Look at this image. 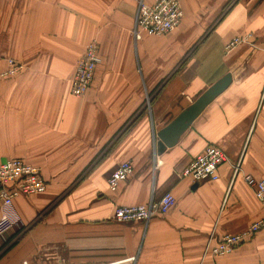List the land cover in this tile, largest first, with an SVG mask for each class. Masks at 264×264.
Listing matches in <instances>:
<instances>
[{"label": "crops", "instance_id": "0c3cea01", "mask_svg": "<svg viewBox=\"0 0 264 264\" xmlns=\"http://www.w3.org/2000/svg\"><path fill=\"white\" fill-rule=\"evenodd\" d=\"M140 1L0 0V73L7 59L23 66L0 83V163L37 166L48 185L15 201L0 264H264V228L230 254H206L211 238L264 219L232 168L264 177V0H182L173 33L136 41ZM246 35L251 44L226 51ZM92 41L101 64L76 98L71 80ZM228 74V88L159 154L156 134ZM209 146L229 159L219 180L182 179ZM127 161L133 175L111 192L112 171ZM167 193L177 203L163 217L112 220L118 207Z\"/></svg>", "mask_w": 264, "mask_h": 264}, {"label": "built area", "instance_id": "2783aa9c", "mask_svg": "<svg viewBox=\"0 0 264 264\" xmlns=\"http://www.w3.org/2000/svg\"><path fill=\"white\" fill-rule=\"evenodd\" d=\"M184 18L182 0H158L148 4L141 0L135 17L133 37L139 41L143 36L163 37L173 33ZM251 36L234 38L226 47L230 52L235 48L251 44ZM8 68L0 73V83L4 78L16 76L23 66L13 59H7ZM101 64L99 44L89 43L77 61L75 73L71 80V94L76 98L84 97L92 87L97 67ZM229 163L228 156L220 148L209 146L202 154L194 158L180 173L182 179L193 183L218 181L219 168ZM233 177L242 176L246 185L253 191L259 205L264 209V177L255 179L242 172L241 164H235ZM134 173L130 162H122L114 169L108 179L111 192H116L121 183L126 182ZM48 185L42 176L41 169L21 160H8L0 163V241L18 224L13 206L17 199L44 194ZM173 194L167 193L159 200H151L148 204L118 207L114 210L112 220L117 223H145L157 217H163L176 205ZM264 228V219L254 222L240 234L225 235L217 245L208 242L206 254L223 256L232 253L238 246L255 236ZM63 262H61L62 264Z\"/></svg>", "mask_w": 264, "mask_h": 264}, {"label": "water", "instance_id": "95a60500", "mask_svg": "<svg viewBox=\"0 0 264 264\" xmlns=\"http://www.w3.org/2000/svg\"><path fill=\"white\" fill-rule=\"evenodd\" d=\"M231 81V75H226L184 110L173 122L159 131L156 134L158 153L162 154L166 149L176 146L180 138L188 131L204 110L228 88Z\"/></svg>", "mask_w": 264, "mask_h": 264}]
</instances>
